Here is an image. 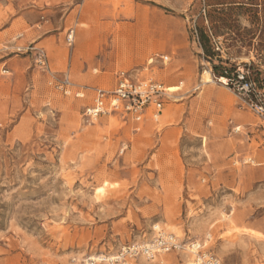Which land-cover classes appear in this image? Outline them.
I'll list each match as a JSON object with an SVG mask.
<instances>
[{
    "label": "rangeland",
    "instance_id": "rangeland-1",
    "mask_svg": "<svg viewBox=\"0 0 264 264\" xmlns=\"http://www.w3.org/2000/svg\"><path fill=\"white\" fill-rule=\"evenodd\" d=\"M222 2L254 4L225 11V29L216 18L204 25L213 51L246 64L261 91L264 0H67L38 16L53 36L43 48L50 71L21 52L33 45L17 43L30 64L17 71L15 99L0 106V264H81L150 240L153 227L204 241L224 264H264V123L213 76L194 34L198 14ZM18 4L27 10L33 0H0V32ZM23 35L33 34L13 26L4 48ZM132 70L166 90L162 116L138 125L113 115L84 121L89 89L109 90L117 72ZM65 74L67 96L55 88Z\"/></svg>",
    "mask_w": 264,
    "mask_h": 264
},
{
    "label": "built area",
    "instance_id": "built-area-1",
    "mask_svg": "<svg viewBox=\"0 0 264 264\" xmlns=\"http://www.w3.org/2000/svg\"><path fill=\"white\" fill-rule=\"evenodd\" d=\"M72 41L73 31L70 30L66 36V42L71 45ZM215 49L220 51L216 43ZM21 52H31L34 56L35 66L42 71H50L47 56L43 49L32 46ZM1 73L6 74L7 71L2 69ZM225 80L224 86L229 87L233 93L240 97L256 117L264 123V86L260 91L256 83L250 78L249 68L236 67L232 77ZM71 87L72 84L66 74L62 79L56 81L55 88L65 96L70 94ZM89 90L91 103L84 107L82 113V117L87 123H94L103 116L113 115L124 122L130 120L140 124L149 108L152 109V119L157 120L166 101L170 99L160 84L151 78H142L138 70L117 72L114 86L109 90L99 87H93ZM74 97L83 98L84 94L81 91L76 92ZM233 131L237 133L239 128H234ZM250 161L248 159L246 162ZM152 234L150 240L124 246L115 255L87 257L81 264H129L131 260L138 258L153 262L159 255L179 252L188 255L185 264H224L215 254L205 250L204 241H179L174 235L154 227ZM98 257L100 259H97Z\"/></svg>",
    "mask_w": 264,
    "mask_h": 264
},
{
    "label": "crops",
    "instance_id": "crops-1",
    "mask_svg": "<svg viewBox=\"0 0 264 264\" xmlns=\"http://www.w3.org/2000/svg\"><path fill=\"white\" fill-rule=\"evenodd\" d=\"M66 2L67 0H33V4L29 6V9L23 11H21L22 9L19 7V4L17 5L18 10L17 11L15 10L16 14L14 15V17L10 18L9 26L5 30L0 32V47H2L0 49V71L2 69H5L6 71H9L7 73H9L12 76L11 78H6L0 72V76H3L0 77V106L4 104L5 96L7 97L6 101H8V98H10L11 100L15 99L16 95L14 89L12 88L13 86L12 84L14 83L15 79L18 77L17 71H28V67L30 64L31 56L22 55V53L18 51L21 48L16 47V44L19 42H24L25 46L33 45L36 48L41 47L42 49L46 45H51V38L53 36L51 35L47 36L50 33V29L46 30L48 26L47 21L38 22V16L45 19L46 16L45 14L47 13L49 7L62 6ZM66 19L67 17L65 18L64 23H66ZM15 25L19 27H25V26L29 27L33 35L29 40H26L23 35L15 40V42L12 44V47L4 48L5 45H7L8 41L7 39L4 38L3 35L5 32L10 31V29ZM11 49H13L14 51ZM48 66H49V61H48ZM29 71H39V70L36 67H34ZM162 111L159 114L158 118L162 116ZM151 112H152L151 108L146 110L144 115V120L148 116L149 117L151 116ZM126 122L130 124L138 125L130 120H127ZM251 164H254V162H252Z\"/></svg>",
    "mask_w": 264,
    "mask_h": 264
},
{
    "label": "trees",
    "instance_id": "trees-1",
    "mask_svg": "<svg viewBox=\"0 0 264 264\" xmlns=\"http://www.w3.org/2000/svg\"><path fill=\"white\" fill-rule=\"evenodd\" d=\"M219 7H217L215 10L209 12H205L202 16L201 14H198V17L196 19L195 25H194V34L196 36V42L198 44V47L201 49L204 59L209 61V63L212 66V74L216 78H224V79H230L232 75L234 74V71H236V66L231 65L228 60H222L220 55L218 53H215L213 51V46L211 43L210 36L207 33V29L204 25V22H207L208 25L212 24V19L216 18L218 23H223V28H227V25L222 20V16H224L225 11H242L246 5H254V4H244L240 2H222L217 3ZM219 17H215V16ZM214 36V34H212ZM243 67H246V64H243Z\"/></svg>",
    "mask_w": 264,
    "mask_h": 264
},
{
    "label": "bare ground",
    "instance_id": "bare-ground-1",
    "mask_svg": "<svg viewBox=\"0 0 264 264\" xmlns=\"http://www.w3.org/2000/svg\"><path fill=\"white\" fill-rule=\"evenodd\" d=\"M207 78V77H206ZM225 79L224 78H219L218 79V82L220 83V84H222V85H224V83H225ZM211 81L209 80V79H206L205 80V83L207 84V83H210ZM179 90V88L178 87H169L168 89H167V91L168 92H171V93H173V92H176V91H178ZM208 238H209V236H208Z\"/></svg>",
    "mask_w": 264,
    "mask_h": 264
}]
</instances>
